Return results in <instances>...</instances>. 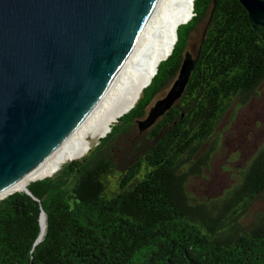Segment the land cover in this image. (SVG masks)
Masks as SVG:
<instances>
[{
    "label": "trees",
    "instance_id": "trees-1",
    "mask_svg": "<svg viewBox=\"0 0 264 264\" xmlns=\"http://www.w3.org/2000/svg\"><path fill=\"white\" fill-rule=\"evenodd\" d=\"M187 53L197 63L184 94L141 132ZM263 88L264 28L239 0H195L172 53L110 132L30 194L0 200V264H264V144L224 195L190 191L221 122Z\"/></svg>",
    "mask_w": 264,
    "mask_h": 264
},
{
    "label": "water",
    "instance_id": "water-1",
    "mask_svg": "<svg viewBox=\"0 0 264 264\" xmlns=\"http://www.w3.org/2000/svg\"><path fill=\"white\" fill-rule=\"evenodd\" d=\"M156 1L0 0V191L45 160L82 121ZM239 1L259 32L264 0ZM196 63L187 53L166 95L138 121L141 132L182 97Z\"/></svg>",
    "mask_w": 264,
    "mask_h": 264
},
{
    "label": "bare ground",
    "instance_id": "bare-ground-1",
    "mask_svg": "<svg viewBox=\"0 0 264 264\" xmlns=\"http://www.w3.org/2000/svg\"><path fill=\"white\" fill-rule=\"evenodd\" d=\"M195 0H157L150 16L125 60L98 101L74 130L39 165L0 191V200L25 190L31 182L50 177L69 160L81 158L91 149L90 135L106 136L111 126L128 113L156 75L162 61L172 53L180 25L194 15ZM46 217L41 218V238Z\"/></svg>",
    "mask_w": 264,
    "mask_h": 264
},
{
    "label": "rangeland",
    "instance_id": "rangeland-1",
    "mask_svg": "<svg viewBox=\"0 0 264 264\" xmlns=\"http://www.w3.org/2000/svg\"><path fill=\"white\" fill-rule=\"evenodd\" d=\"M101 138L90 135L91 148ZM212 142L208 167L190 184L191 193L201 200L220 197L232 189L264 144V88L247 105H235L217 128ZM70 161L73 160L67 162Z\"/></svg>",
    "mask_w": 264,
    "mask_h": 264
}]
</instances>
